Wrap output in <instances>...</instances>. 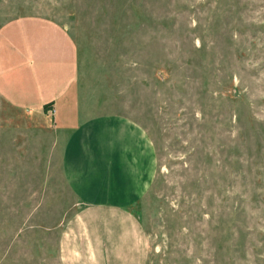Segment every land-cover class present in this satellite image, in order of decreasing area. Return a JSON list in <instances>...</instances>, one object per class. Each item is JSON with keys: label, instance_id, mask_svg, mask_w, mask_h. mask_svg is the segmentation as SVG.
<instances>
[{"label": "rangeland", "instance_id": "obj_1", "mask_svg": "<svg viewBox=\"0 0 264 264\" xmlns=\"http://www.w3.org/2000/svg\"><path fill=\"white\" fill-rule=\"evenodd\" d=\"M26 15L69 34L82 99L150 139L144 264H264V0H0V25ZM57 141L0 98V264H59Z\"/></svg>", "mask_w": 264, "mask_h": 264}, {"label": "crops", "instance_id": "obj_2", "mask_svg": "<svg viewBox=\"0 0 264 264\" xmlns=\"http://www.w3.org/2000/svg\"><path fill=\"white\" fill-rule=\"evenodd\" d=\"M78 78L76 46L62 26L32 15L0 25V98L47 116L61 139L60 174L74 202L58 263L144 264L146 240L132 205L151 185L152 144L130 118L95 112Z\"/></svg>", "mask_w": 264, "mask_h": 264}, {"label": "trees", "instance_id": "obj_3", "mask_svg": "<svg viewBox=\"0 0 264 264\" xmlns=\"http://www.w3.org/2000/svg\"><path fill=\"white\" fill-rule=\"evenodd\" d=\"M48 105H49V102H46V103H44L43 107H44V108H47Z\"/></svg>", "mask_w": 264, "mask_h": 264}]
</instances>
